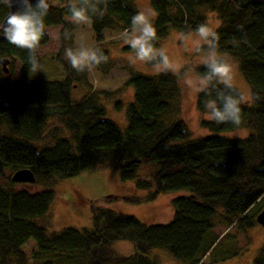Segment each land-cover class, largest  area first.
<instances>
[{
    "label": "trees",
    "instance_id": "trees-1",
    "mask_svg": "<svg viewBox=\"0 0 264 264\" xmlns=\"http://www.w3.org/2000/svg\"><path fill=\"white\" fill-rule=\"evenodd\" d=\"M58 1L63 4L49 0L40 46L48 40V27L62 25L61 47L54 58L64 69L63 78L30 80L27 50L0 34V264H158L149 257L153 249H164L184 264L228 259L226 253H213L216 239L209 235L221 223L242 230L259 224L256 216L264 208V0H150L156 14V47L171 27L188 35L200 24L208 25L209 13L216 14L219 52L237 60L254 96L251 106L241 105L239 128L202 119L201 126L213 134L199 138L176 117L181 88L179 75L171 72L130 71L126 83L133 86L134 99L127 105L124 129L108 117L99 95L75 98V85L87 82L89 71L77 73L64 57L66 48L74 49L73 32L79 25L70 22L67 8L76 0ZM100 7L104 16L91 17L97 42L104 40L107 28L130 32L131 18L139 12L134 0H107ZM9 11L0 4V23ZM65 31L71 34L68 39ZM233 39L239 47L233 46ZM124 49L133 52L128 45ZM103 52L108 57V51ZM4 58L9 59L8 73ZM195 71L203 75L206 69L199 64ZM214 98L215 93H199L197 109L205 114L204 101ZM123 107L115 102L116 110ZM53 119L71 135L57 136L58 126L50 128ZM240 128L251 132L246 137L223 134ZM47 132L54 142L36 145ZM21 168L33 171L36 184L89 169L117 168L121 181L135 180L137 189L151 190L144 199L123 198L134 203L169 191L189 194L172 200L174 215L165 224H146L134 215L93 205L91 228L65 227L49 233L37 219L48 214L55 190L30 191L14 182L12 174ZM31 238L37 249L30 259L24 245ZM117 240L131 241L136 253L114 252L112 243ZM253 263L264 264V246Z\"/></svg>",
    "mask_w": 264,
    "mask_h": 264
},
{
    "label": "rangeland",
    "instance_id": "rangeland-1",
    "mask_svg": "<svg viewBox=\"0 0 264 264\" xmlns=\"http://www.w3.org/2000/svg\"><path fill=\"white\" fill-rule=\"evenodd\" d=\"M53 2L63 4L58 0H53ZM134 3L139 12L153 11L150 0H134ZM208 18V26L216 30L220 25L218 16L209 13ZM154 20L155 16L153 24ZM61 29L62 25L50 26L46 29L48 40L39 47L37 52V56L41 59V66L39 71L30 73V80H54L64 77L63 67L54 58L61 47ZM195 31L184 35L185 43H181L178 39L180 33L171 27L169 35L158 46V48L163 47L167 51L171 62L179 68L180 71L177 74L179 75V81L186 76H198L195 67L202 64L204 52L194 54L191 51L192 42L196 38ZM73 33L74 49L83 45L108 51L107 62L89 71L87 82H79L78 85H75L74 97L79 99L88 94L99 95L107 108L108 117L116 122L121 129H124L127 124V105L134 99V88L126 83L130 71L134 70L148 75L157 73L150 64L140 62L133 64L131 62L130 57H134L135 53L124 49L127 46L124 42L125 32L107 28L104 31V40L97 42L92 25L89 23L79 25ZM128 33L131 34V31ZM220 54L226 56L232 64L237 88L246 96L250 95V87L239 69L237 60L228 54L221 52ZM18 70L19 67L16 70L17 73ZM12 77V79H16L17 74ZM180 88L181 98L176 117L187 123L193 138L212 135L213 132L201 126L200 123L202 119H206V113H201L196 107L199 93L189 91L181 86ZM100 91L101 93H99ZM117 101L124 104L123 109L120 111L115 109V102ZM50 124V128L58 126L57 136L71 135V132L60 124L57 119H53ZM250 132L249 128H240L223 134L229 137H246ZM53 142V137H50L47 132V137L43 142L35 144H52ZM21 184L24 185L22 187H26L30 191L44 188L55 190V198L51 203L48 214L37 219L38 224L44 226L49 233L60 231L65 227L91 228L93 205L104 206L118 213L134 215L146 224H165L170 222L174 215L172 200L178 196L189 194L186 190H178L160 193L154 199L142 200L140 203L126 201L123 199L124 197L144 199L151 193V190L137 189L135 180L121 181L117 168L89 169L72 177L54 178L40 181L37 184ZM209 236L210 239H216L213 252L215 255H222L223 253L229 255L228 259L215 264H254L253 259L264 246V226L261 224L242 230L238 226H226L221 223ZM24 249L31 259L33 252L37 249L36 240L34 238L29 239L24 245ZM112 250L123 256H131L136 253L135 245L128 240L114 241ZM149 257L158 264H184L173 258L164 249L151 250Z\"/></svg>",
    "mask_w": 264,
    "mask_h": 264
},
{
    "label": "clouds",
    "instance_id": "clouds-1",
    "mask_svg": "<svg viewBox=\"0 0 264 264\" xmlns=\"http://www.w3.org/2000/svg\"><path fill=\"white\" fill-rule=\"evenodd\" d=\"M0 4L16 11H11L2 23L0 34L17 48L28 52V64L32 71H39L40 64L37 52L42 37L45 35V17L50 9L49 0H0ZM107 4V0H76L67 5L70 14V22L75 25L91 23L93 15L103 17L105 9L101 5ZM156 14L152 10L141 11L131 18V34L124 33V42L135 53L130 57L133 64H151L157 74L169 72L179 73V68L174 65L167 51L163 47H156L157 29L154 27L153 18ZM70 33L65 31L64 38L68 39ZM195 39L191 45L194 54L204 52L201 63L206 72L195 77L186 76L180 81V86L195 93L203 92L207 96L215 93L214 99L204 101L206 119L216 124L231 123L239 128L242 124L241 105L251 106L253 95H245L239 91L235 82L234 69L226 56L219 52V34L207 24H200L195 31ZM178 39L185 43L183 33ZM233 46L239 47V41L233 39ZM64 57L77 73L92 71L102 63H106L108 57L98 47L66 48ZM187 111V110H186Z\"/></svg>",
    "mask_w": 264,
    "mask_h": 264
},
{
    "label": "water",
    "instance_id": "water-1",
    "mask_svg": "<svg viewBox=\"0 0 264 264\" xmlns=\"http://www.w3.org/2000/svg\"><path fill=\"white\" fill-rule=\"evenodd\" d=\"M32 3L35 4L36 0H32ZM16 10L17 9L14 6L12 9H10L9 13L11 11H16ZM8 63H9V59L8 58H4L2 60V66H3V69H4V71L6 73L9 72ZM12 180L14 182H20V183H34L35 180H36V177H35V174L33 173V171L31 169H29V168H21V169L15 171L12 174ZM256 220H257V222L259 224L264 226V208L258 213V215L256 216Z\"/></svg>",
    "mask_w": 264,
    "mask_h": 264
}]
</instances>
